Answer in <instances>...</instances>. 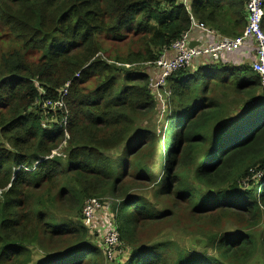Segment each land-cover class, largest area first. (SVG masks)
<instances>
[{"label":"trees","instance_id":"obj_1","mask_svg":"<svg viewBox=\"0 0 264 264\" xmlns=\"http://www.w3.org/2000/svg\"><path fill=\"white\" fill-rule=\"evenodd\" d=\"M246 16L245 0H0V264H104L81 215L101 197L113 199L101 210L119 243L109 262L245 264L258 254L264 264L259 75L218 61L167 76L166 150L154 170L158 102L153 74L139 67L193 22L221 29L226 17L236 38ZM68 82L63 107H43ZM65 132V157L51 156ZM163 221L199 239L141 240L139 230Z\"/></svg>","mask_w":264,"mask_h":264},{"label":"built area","instance_id":"obj_2","mask_svg":"<svg viewBox=\"0 0 264 264\" xmlns=\"http://www.w3.org/2000/svg\"><path fill=\"white\" fill-rule=\"evenodd\" d=\"M178 1L184 4L187 8H189L191 3V0ZM263 5L264 0H245L247 22L243 35L236 38H223L213 45H207L202 48H191L188 46L187 32H185L180 39L172 43L170 48L164 49L155 62L151 65L147 64L156 69V73L150 79V88L154 89L159 105L161 106L163 104V101L166 98L165 96H169V91L166 86V78L172 72L182 67H188L195 57L209 54L214 55L222 49L241 45L246 40L252 42L254 45L256 59L251 63V69L259 75L261 85L264 88V31L262 29V18L264 13ZM192 25H196L195 22H193ZM171 50L173 51V55L168 58L167 53ZM75 76H78V74ZM69 86L70 83H66L60 93L59 99L57 101H46L44 102L43 107L50 108L51 110L61 109L64 105V97L68 93ZM165 87L166 90H163ZM65 123L66 119L63 118L61 120L62 127ZM67 138L68 134L65 132L64 140L57 149L52 151L51 156L65 157V154L60 151V148L66 146ZM101 208L102 202L99 198H91L86 201L81 211L82 225L93 229V225L91 224L95 218V213ZM102 243L106 255L111 257L112 250L119 244L117 233L109 230L104 234Z\"/></svg>","mask_w":264,"mask_h":264},{"label":"rangeland","instance_id":"obj_3","mask_svg":"<svg viewBox=\"0 0 264 264\" xmlns=\"http://www.w3.org/2000/svg\"><path fill=\"white\" fill-rule=\"evenodd\" d=\"M0 32H4L0 26ZM10 38L8 36H5L4 41L6 42V45L11 44L10 43ZM122 65V64H118ZM125 67V65H123ZM141 69L144 68V70L148 68H153L148 65H140L139 66ZM163 90H166V87L163 88ZM166 99L163 101V104L160 106L159 103H157V119L156 117L152 120L151 122V127L153 128V131L159 136H157V141L154 147V154L149 161V167H152L154 170H158L161 159L165 157V144L163 142V134H164V127L167 125V117L170 113V108H169V96H165ZM238 110V109H237ZM236 110V111H237ZM146 123H142V125H138L140 128H144ZM159 137V138H158ZM61 144V143H60ZM59 144V145H60ZM58 145V146H59ZM66 147V146H65ZM65 147H61L60 151L65 154ZM108 156L111 158H116L121 154V148L117 150H113L111 152L107 153ZM159 180L156 179L155 183H158ZM142 190V192H145L148 199L151 200V195L153 190L152 189H139ZM137 189V191H139ZM101 202L107 201L112 202L113 199L110 198H105L101 197L99 198ZM162 209L163 206H160ZM106 216V217H105ZM174 222V221H173ZM93 225V231L96 233V236H92L91 239L96 242V244H100L102 241V238L104 237V234L108 232V227L109 226V214L104 212L103 210H98L95 213V218L92 222ZM264 227V223L260 226V229ZM144 232L141 236V240L143 242L147 243H156V242H163L167 241L168 244L172 243L171 247H190L194 245V242H196L197 239H199L197 236H195L192 232L189 230H185L182 227V224L179 223H168L166 221H163L162 223L154 224L152 226H147L144 229L139 230V233ZM105 249V248H104ZM120 249L127 251V247H120ZM41 257L40 252L37 249L33 250V261H36L38 258ZM111 259L104 253V260L103 263L105 264H115L114 262H109ZM245 264H262L261 261V256L260 255H255L252 259H250L248 262Z\"/></svg>","mask_w":264,"mask_h":264},{"label":"crops","instance_id":"obj_4","mask_svg":"<svg viewBox=\"0 0 264 264\" xmlns=\"http://www.w3.org/2000/svg\"><path fill=\"white\" fill-rule=\"evenodd\" d=\"M246 22L247 18H245V25L241 35H243ZM223 23L224 28L219 29V23H210V25L200 26L195 22L196 25H192L187 31L188 44H192L191 48H202L207 45H213L223 38H233L229 36V33L226 30L231 25L228 18L225 17ZM167 54V57L170 58L173 55V51L171 50ZM255 59L254 45L252 42L246 40L241 45L222 49L214 55L209 54L195 57L188 67L191 71H195L200 66L212 65L218 61L229 65L245 64L251 67V63ZM145 71L153 75L156 73L155 67L148 68V71L147 69Z\"/></svg>","mask_w":264,"mask_h":264},{"label":"water","instance_id":"obj_5","mask_svg":"<svg viewBox=\"0 0 264 264\" xmlns=\"http://www.w3.org/2000/svg\"><path fill=\"white\" fill-rule=\"evenodd\" d=\"M189 47H191L192 46V44H190V45H188Z\"/></svg>","mask_w":264,"mask_h":264}]
</instances>
